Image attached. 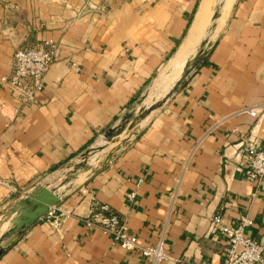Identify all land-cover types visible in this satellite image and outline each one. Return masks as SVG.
I'll return each instance as SVG.
<instances>
[{
	"label": "crops",
	"instance_id": "obj_1",
	"mask_svg": "<svg viewBox=\"0 0 264 264\" xmlns=\"http://www.w3.org/2000/svg\"><path fill=\"white\" fill-rule=\"evenodd\" d=\"M202 2L0 0V79L19 46L61 45L36 102L12 121L0 112V209L36 182L52 184L98 144L180 49ZM225 19L188 81L63 194L60 205L73 214L61 232L38 221L0 264H147L79 219L92 195L144 244L165 230L170 259L160 264L221 262L227 239L214 227L215 215L226 225L246 216L253 220L246 236L264 239V180L247 178L238 143L240 132L264 142V112L239 113L264 104V0H232ZM1 101L17 105L0 80ZM81 187L93 194L81 195Z\"/></svg>",
	"mask_w": 264,
	"mask_h": 264
},
{
	"label": "built area",
	"instance_id": "obj_2",
	"mask_svg": "<svg viewBox=\"0 0 264 264\" xmlns=\"http://www.w3.org/2000/svg\"><path fill=\"white\" fill-rule=\"evenodd\" d=\"M61 45L54 40H42L29 45L19 46L13 54L12 66L9 73L1 76V83L6 84L17 105L0 102V112L12 121L19 116L24 108L34 104L38 93L43 89L44 76L51 63L59 58ZM10 108V109H9ZM264 112V104L245 106L239 110L240 114H248L259 118ZM235 132L240 130L235 129ZM238 143L244 158V171L247 178L254 184L264 180V142L257 143L252 134L240 132ZM143 181L141 178L139 184ZM83 196L93 194L85 187L80 188ZM135 193L129 194L134 198ZM73 211L61 205L51 207L42 220L53 226L57 233L61 232L64 221ZM79 219L90 230H100L109 235L114 243L128 251L139 252L147 264H160L170 259L166 253L165 230H162L157 240L151 244H144L136 235L132 234L125 219L111 207L92 195L89 212ZM216 230L227 239V247L221 262H206L204 264H264V239L252 240L245 234L247 227L253 225V220L241 217L238 223L226 225L220 216L212 218Z\"/></svg>",
	"mask_w": 264,
	"mask_h": 264
},
{
	"label": "water",
	"instance_id": "obj_3",
	"mask_svg": "<svg viewBox=\"0 0 264 264\" xmlns=\"http://www.w3.org/2000/svg\"><path fill=\"white\" fill-rule=\"evenodd\" d=\"M223 6L224 0H215L202 37L186 57L178 77L164 93L151 96L153 83L117 124L105 130L98 144L87 148L74 162L64 167L60 180L52 184L36 182L0 209V256L30 227L42 220L51 207L63 202V194L99 165L107 148L125 144L150 114L161 107L199 69L212 49L220 27L225 22L227 13L223 14Z\"/></svg>",
	"mask_w": 264,
	"mask_h": 264
},
{
	"label": "bare ground",
	"instance_id": "obj_4",
	"mask_svg": "<svg viewBox=\"0 0 264 264\" xmlns=\"http://www.w3.org/2000/svg\"><path fill=\"white\" fill-rule=\"evenodd\" d=\"M206 2V1H205ZM215 3V0H214ZM213 3V5H214ZM232 3V0H224V6L222 8L223 14H226L227 11L230 8V5ZM207 11L206 6L202 10L201 17L198 21V24L203 22V15ZM210 11V9H209ZM211 13V12H210ZM207 14V13H206ZM210 16V15H209ZM209 19V17H208ZM208 19L203 25V27L199 31H195L192 34H188L185 41L183 42L182 46L178 50V52L175 54V56L170 60V62L162 69L158 75V77L155 79L153 87L151 89V96H158L164 93L171 83L178 77L181 67L186 59V57L192 52L194 49L196 43L200 40L202 37L204 30L206 29L208 25ZM93 160V158H92ZM62 178V174H58V177L52 182H56Z\"/></svg>",
	"mask_w": 264,
	"mask_h": 264
},
{
	"label": "rangeland",
	"instance_id": "obj_5",
	"mask_svg": "<svg viewBox=\"0 0 264 264\" xmlns=\"http://www.w3.org/2000/svg\"><path fill=\"white\" fill-rule=\"evenodd\" d=\"M206 1V2H205ZM213 3H214V0H203V2H202V5H201V7H200V10H199V14L200 13H202V10L204 9V7L206 6V8H207V11L204 13V15H203V22L202 23H200V24H198V25H196L195 23V21H196V19L198 18V16H199V14L196 16V18H195V21H194V23H193V25H192V27H191V29H190V31H189V34H192L193 32H195V31H199L202 27H203V25L205 24V22L207 21V19H208V17H209V15H210V12H211V8L213 7ZM209 9H210V11H209ZM207 13V14H206ZM226 20V19H225ZM225 25V22H223V25L220 27V30L218 31V33L219 32H221V30H222V28H223V26ZM158 75V74H157ZM157 75L153 78V80L150 82V84L148 85V88H147V90L150 88V86L154 83V81H155V79L157 78ZM110 148H107L106 150L108 151ZM106 151V152H107ZM105 154L106 153H104L103 154V158H104V156H105ZM64 171V169L63 170H61L60 171V173L58 172V174H62V172ZM56 175V174H55ZM54 176V175H53ZM58 177V175L54 178V179H56Z\"/></svg>",
	"mask_w": 264,
	"mask_h": 264
}]
</instances>
